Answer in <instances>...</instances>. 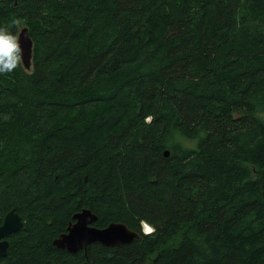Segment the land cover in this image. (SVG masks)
I'll list each match as a JSON object with an SVG mask.
<instances>
[{"label":"trees","instance_id":"trees-1","mask_svg":"<svg viewBox=\"0 0 264 264\" xmlns=\"http://www.w3.org/2000/svg\"><path fill=\"white\" fill-rule=\"evenodd\" d=\"M0 26L33 44L0 74V264H264V0H0ZM83 207L140 237L57 249Z\"/></svg>","mask_w":264,"mask_h":264},{"label":"water","instance_id":"water-1","mask_svg":"<svg viewBox=\"0 0 264 264\" xmlns=\"http://www.w3.org/2000/svg\"><path fill=\"white\" fill-rule=\"evenodd\" d=\"M19 31H22L20 44L23 49V61L21 63L24 69L28 71L32 66L33 44L26 26L21 27ZM164 155H168L167 150ZM96 221L97 215L90 208H81L71 215V220L68 222L65 231L53 239V246L75 254L79 251H86L87 246L93 243L114 247L127 244L140 237L137 231L130 229L123 222L112 221L104 227H97L94 225ZM22 226V217L14 208L4 215L0 224V259L6 256L8 247V241L4 238L19 231ZM50 264L59 263L52 262Z\"/></svg>","mask_w":264,"mask_h":264},{"label":"clouds","instance_id":"clouds-1","mask_svg":"<svg viewBox=\"0 0 264 264\" xmlns=\"http://www.w3.org/2000/svg\"><path fill=\"white\" fill-rule=\"evenodd\" d=\"M21 32L13 33L10 28L0 26V74L12 73L23 61ZM151 120L152 117H146V123H150ZM153 232L154 228H147L145 235H151Z\"/></svg>","mask_w":264,"mask_h":264},{"label":"rangeland","instance_id":"rangeland-1","mask_svg":"<svg viewBox=\"0 0 264 264\" xmlns=\"http://www.w3.org/2000/svg\"><path fill=\"white\" fill-rule=\"evenodd\" d=\"M22 27V26H21ZM183 144L185 145V146H188V147H190V146H192L191 144V142L189 141H183ZM71 220V219H70ZM141 227H142V229H143V232L145 233V230L147 229V228H151L150 227V225L149 224H147L146 222H144V221H142L141 222Z\"/></svg>","mask_w":264,"mask_h":264},{"label":"flooded vegetation","instance_id":"flooded-vegetation-1","mask_svg":"<svg viewBox=\"0 0 264 264\" xmlns=\"http://www.w3.org/2000/svg\"><path fill=\"white\" fill-rule=\"evenodd\" d=\"M17 233V232H16ZM14 234V233H13ZM13 234H11V235H9L8 237H6V238H4V239H6L7 241H8V247H7V251H8V248H9V239H10V236H12ZM6 255H7V252H6ZM5 257V256H4ZM3 257V258H4ZM2 258V259H3ZM2 259H0V261L2 260Z\"/></svg>","mask_w":264,"mask_h":264}]
</instances>
